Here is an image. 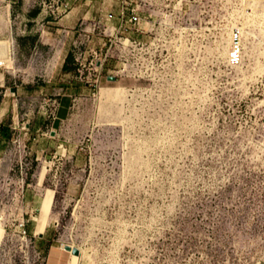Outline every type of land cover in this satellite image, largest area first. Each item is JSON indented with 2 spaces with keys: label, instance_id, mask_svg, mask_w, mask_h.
<instances>
[{
  "label": "rangeland",
  "instance_id": "1",
  "mask_svg": "<svg viewBox=\"0 0 264 264\" xmlns=\"http://www.w3.org/2000/svg\"><path fill=\"white\" fill-rule=\"evenodd\" d=\"M119 11L0 0V264H264V0Z\"/></svg>",
  "mask_w": 264,
  "mask_h": 264
},
{
  "label": "built area",
  "instance_id": "2",
  "mask_svg": "<svg viewBox=\"0 0 264 264\" xmlns=\"http://www.w3.org/2000/svg\"><path fill=\"white\" fill-rule=\"evenodd\" d=\"M120 5V11L118 15L119 23L114 25L115 14L108 12L106 15L105 31L103 32L102 41L104 45L109 42H113V39H117L118 35H121L120 40L122 44H138L136 39L131 37L132 33L144 34L145 30L142 24L146 23L142 21L140 11L141 6L148 4L151 0H115ZM150 18L153 14H150ZM118 34L117 36H115ZM114 36V37H113ZM109 38L106 40V38ZM243 38L240 30L232 31L230 35L229 48L227 50L226 62L230 67H238L243 61ZM75 55L78 59L84 56L80 45L75 43L74 45Z\"/></svg>",
  "mask_w": 264,
  "mask_h": 264
},
{
  "label": "trees",
  "instance_id": "3",
  "mask_svg": "<svg viewBox=\"0 0 264 264\" xmlns=\"http://www.w3.org/2000/svg\"><path fill=\"white\" fill-rule=\"evenodd\" d=\"M40 13V10H35L34 12H32V16H37ZM10 139V133L8 132V128L7 127H2V129H0V140H8Z\"/></svg>",
  "mask_w": 264,
  "mask_h": 264
},
{
  "label": "water",
  "instance_id": "4",
  "mask_svg": "<svg viewBox=\"0 0 264 264\" xmlns=\"http://www.w3.org/2000/svg\"><path fill=\"white\" fill-rule=\"evenodd\" d=\"M109 80H111V81H115L116 80V78L114 77V76H112V77H109ZM53 134H54V132H53ZM67 251H69V252H71L72 254H74V255H76V256H80V250L78 249V248H76V247H73V246H70V245H67V246H65L64 247Z\"/></svg>",
  "mask_w": 264,
  "mask_h": 264
},
{
  "label": "bare ground",
  "instance_id": "5",
  "mask_svg": "<svg viewBox=\"0 0 264 264\" xmlns=\"http://www.w3.org/2000/svg\"><path fill=\"white\" fill-rule=\"evenodd\" d=\"M7 47L3 44V43H1L0 44V57L3 59V60H8V54H7Z\"/></svg>",
  "mask_w": 264,
  "mask_h": 264
}]
</instances>
